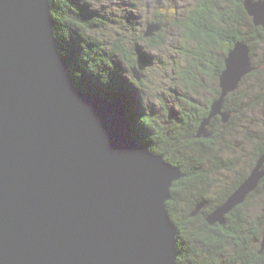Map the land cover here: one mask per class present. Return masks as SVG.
Returning <instances> with one entry per match:
<instances>
[{"label":"water","instance_id":"obj_1","mask_svg":"<svg viewBox=\"0 0 264 264\" xmlns=\"http://www.w3.org/2000/svg\"><path fill=\"white\" fill-rule=\"evenodd\" d=\"M248 49L238 42L226 57L225 92L251 71ZM126 112L73 85L49 0H0V264H176L166 201L182 175L133 138Z\"/></svg>","mask_w":264,"mask_h":264},{"label":"rangeland","instance_id":"obj_2","mask_svg":"<svg viewBox=\"0 0 264 264\" xmlns=\"http://www.w3.org/2000/svg\"><path fill=\"white\" fill-rule=\"evenodd\" d=\"M198 1L199 0H88L87 2L89 6H92V8L96 9L99 13L102 12L105 16L104 22L98 26L94 32L92 31L99 39L104 41L105 49L110 50V48H113L112 46L120 43L127 51V56L129 55L128 60L131 61H123L121 63L127 68L128 76H123L124 81L128 82V77H135L134 71L137 72L138 79L135 78L138 82L139 80L142 81V84L139 83V85L131 83L130 87H132L133 90L127 89L130 91V93L128 92L130 94V102L133 103L135 100L138 101L146 113L152 114L156 124L159 127L161 126V128H170L173 125L174 130H177V127L183 129L178 125L180 123V108H188L189 102L194 103L193 105L201 106L205 103L207 104L208 101L213 98L214 89L217 87V81L212 77L210 71V66L212 65L210 59L214 61L220 60L223 59L225 55L223 59V71L225 69V59L229 52L234 48L235 44L241 42V40H236L232 48L226 53L227 55L224 54L222 48L219 47L218 44L216 46L208 45L207 51L204 52L201 48L203 45L201 37L197 35L194 38L189 37L188 29L191 26L182 23L192 17L195 12L198 13ZM242 2L243 8L251 18L252 25L261 27L264 34V25H261L260 22V24H258L253 13H249L250 6L253 8V5L250 4L252 3L255 4V6H260L258 8L261 9L264 16V9H262L264 7L261 6L264 5V0H243ZM214 4V10L217 12L215 20H220L223 26H232L234 24V15L232 14L236 12L237 8L230 0H217ZM246 4L249 8H247ZM219 15H224L222 20L218 19ZM156 19H160V21H156ZM246 22L247 20L245 19L238 25V29L243 34L248 31ZM152 23L165 25H162L154 35L144 36L147 26ZM224 23L228 24L225 25ZM262 38V42H260L255 49L250 50L248 47L249 49L246 56L248 60L247 65H249L251 71L239 78L237 86L233 90L229 89L225 92V88L223 89L219 85V78L222 71L220 72L218 76L220 93L211 101L208 114L193 132L194 139L208 138L211 136L209 133V130H211V120L216 117L220 118L222 125L220 129L218 128V133L221 135L218 136L219 139L216 142V153L214 154L216 160L214 161L210 153L204 154L198 145V148H191V146H189L191 145L189 140L190 136L188 137L187 132H176L178 139L180 134V138L183 137L181 140L185 141V146L182 144L178 145L179 150H174L175 156L181 158H184V155L186 157L191 156V160L188 163L195 162L191 167V169L194 168L193 170H195V172H190L189 175H195L196 177H191L190 179L196 178V182L199 180L198 184H204L190 187L191 189L188 191L191 192L190 194L192 196H196L200 193L199 195L202 197L215 200L217 197L223 196L226 191H231L232 188L236 186L223 202L216 205L211 210H207V205L204 201L191 206L188 217L190 219H195L193 227L198 228L196 217L200 212L203 213L205 209L208 213L204 215L201 213V215L204 216V222L208 226L224 225L227 222V215H230L236 206L244 203L250 197L248 196L250 193L255 189L257 190L260 180L264 176V160H261L264 151L260 155L256 152V145L259 142H264V101L254 105L251 104V102L248 103L245 101L255 99V94L260 90L256 84L261 82L259 80H264V36ZM139 50H144L147 55V59H145L142 64L138 61L137 57ZM59 52L62 55L63 61L66 63L70 79L73 85H75L69 73V64L65 60L62 51L59 50ZM112 53H115L116 57L120 54L117 52ZM247 65L243 64V67H247ZM252 71H257V74L255 76H247ZM236 92L238 95H234L235 100L240 101L242 105L241 109L234 113L224 108V102L228 95L232 93L237 94ZM113 98H116L119 103L126 105L117 96H113L112 99ZM244 104H246V106H244ZM217 106L219 107L216 109ZM124 109L126 110V107H124ZM127 116L129 117V115ZM232 116H234V120L230 122ZM205 133H207L208 136H204ZM186 140L188 143H186ZM140 145L143 147V144ZM175 145L177 146V143ZM171 148L173 149L174 147L172 146ZM147 151L150 152L149 150ZM179 151L184 152V154L181 152L178 154ZM151 153L156 156H161L162 161L167 163V165L178 167L179 174L182 175L171 183L169 188L170 198L166 201L167 207V202L173 196L171 192L173 183L186 177V174L182 172L180 166L171 163L164 156L165 154ZM219 158L224 161L233 159V163H221L220 160L218 162ZM207 170H209V173ZM256 170L260 178L256 175L255 178L253 177V172ZM252 180H256V184L252 189L246 191L245 188L251 185ZM244 192H246L245 195ZM229 198L233 201L234 199L237 201L238 198L240 202L231 206L223 214L221 221L215 220L214 224H210L206 219L207 216L212 215L211 213L214 212L212 216L214 217L216 209L224 208L228 202H230ZM252 201L253 204H251L252 206H250L248 212L253 219L264 211V195L261 199H254ZM211 202L213 203L215 201ZM181 206H185L183 201L181 202ZM181 206L177 208L181 209ZM199 227L202 228L201 224ZM254 242L259 244V251L263 252L264 226L262 235L257 240H254ZM227 251L230 252V248H227ZM176 253L175 262L178 264L177 249Z\"/></svg>","mask_w":264,"mask_h":264},{"label":"trees","instance_id":"obj_3","mask_svg":"<svg viewBox=\"0 0 264 264\" xmlns=\"http://www.w3.org/2000/svg\"><path fill=\"white\" fill-rule=\"evenodd\" d=\"M215 1L217 0L198 1V13L195 12L187 21L182 22L191 26L188 29V36L191 38H194L196 35L201 37L203 42L201 48L204 52L207 51L209 46H216L218 44L224 54H226L236 40L246 43L250 50L255 49L262 42L264 34L261 27L252 25L251 18L243 8V0H230L237 8L236 12H234L235 14H232L234 15V24L232 26H223L220 20H215L217 15L216 10H214ZM49 2L54 36L59 50L62 51L65 60L69 64V73L75 86L106 98L117 96L124 101L129 121L131 122L133 138L138 143L143 144L146 150L165 154L164 156L171 163L180 166L182 172L186 174V177L173 183L171 187L173 196L167 202L168 213L177 228L175 243L178 252L177 263L264 264V251H259V244L254 242L263 233L264 211L253 219L248 212V209L252 206L251 204H253L252 200L261 199L264 195V176L260 180L257 190L255 189L256 191L254 190L250 193L248 195L250 197L244 203L236 206L233 212L227 215V222L224 225L208 226L204 222L203 215L208 213L207 210H211L223 202L236 186L215 200L202 197L199 195L200 193L192 196L191 192L188 191L191 189L190 187H195L199 184L204 185L203 183L198 184L199 180L196 182V178L190 179L191 177H196L195 175H189L190 172H195L194 168L191 169L195 162L188 163L191 160V156L186 157L184 155V158H181L176 157L174 154L175 149L179 150L178 145L182 144L185 146V141L181 140L183 137L180 138V133L187 132L188 137L190 136L191 145L189 146L191 148L198 145L204 154L210 153L214 161L216 160L214 156L216 153V142L219 139L218 136L221 135L218 133V130L222 125L220 118L216 117L211 120V130H209L211 136L208 138L194 139L193 132L208 114L211 101L220 93L218 76L224 68L223 59L225 55L220 60L214 61L210 59L212 63L210 71L212 77L217 81L213 98L207 104L205 103L201 106H196L193 105L194 103L189 102L188 108H180V123L178 125L183 129L176 126L177 130H174L173 125L170 128H161V126L159 127L156 124L152 114L146 113L138 101L130 102V91L127 89L133 90L130 87L131 83L139 85V83L142 84V81L139 80L138 82L135 77H128V82L124 81L123 76H128L127 68L121 63L123 61H131L128 60L129 55L127 56L124 46L122 47L120 43H117L110 50L105 49L104 41L93 33L104 22V14L89 6L88 0H49ZM223 16L219 15L218 19L222 20ZM245 19L247 20L248 31L243 34L238 29V25ZM156 21H160V19H156ZM224 24L227 25L228 23ZM111 50L112 52L120 53L119 56L116 57L115 53H112ZM201 55L203 56L202 53ZM137 57L141 64L147 59L144 50H139ZM256 74L257 71H252L247 76H255ZM259 81L261 82L256 85L260 90L255 94V99L245 100L248 103L251 102L253 105L264 101V80ZM234 95H238V93H232L225 98L224 108L235 113L241 109L242 103L235 100ZM231 120H234V116L230 118V122ZM177 131L180 132L179 139L176 135ZM176 143L177 146L175 145ZM186 143H188L187 140ZM172 146L174 147L173 149L171 148ZM263 151L264 142L262 141L256 145V152L260 155ZM180 152L184 154L182 151H179L178 154ZM219 160L221 163H233V159L224 161L219 158L218 162ZM207 172L209 173V170ZM182 201L185 203V206H181ZM201 201L206 203L207 210L205 209L203 213L200 212L196 217L197 228L193 227L195 219H190L188 215L191 206ZM211 201L215 202L212 203ZM180 206L181 209H179ZM200 224L202 228L199 227ZM227 248H230V252L227 251Z\"/></svg>","mask_w":264,"mask_h":264},{"label":"bare ground","instance_id":"obj_4","mask_svg":"<svg viewBox=\"0 0 264 264\" xmlns=\"http://www.w3.org/2000/svg\"><path fill=\"white\" fill-rule=\"evenodd\" d=\"M51 14V13H50ZM227 55V54H226ZM89 92V91H88ZM124 102V101H123ZM126 104V103H125ZM130 104V103H129ZM124 107H126V105H124ZM127 114V113H126ZM128 115V114H127ZM130 124H131V122H130ZM132 136H133V134H132ZM186 245V244H185Z\"/></svg>","mask_w":264,"mask_h":264}]
</instances>
